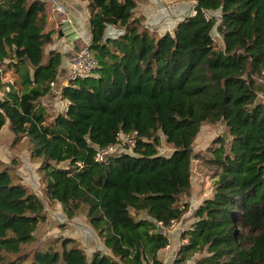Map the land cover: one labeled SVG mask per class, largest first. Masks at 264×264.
I'll list each match as a JSON object with an SVG mask.
<instances>
[{
  "label": "trees",
  "instance_id": "obj_1",
  "mask_svg": "<svg viewBox=\"0 0 264 264\" xmlns=\"http://www.w3.org/2000/svg\"><path fill=\"white\" fill-rule=\"evenodd\" d=\"M85 1L99 66L61 89L67 110L48 123L40 102L61 54H45L47 3L0 0V64L16 78L0 100V130L9 120L13 143L29 141L47 199L69 220L84 212L110 254L90 257L72 237L42 242L44 201L0 160V264H164V228L190 212L183 199L193 188L195 141L220 123L231 139L211 151L215 190L194 211L174 264L195 256L193 264H264V0H189L196 15L163 36L136 16L140 0ZM214 12L220 20H207ZM110 26L116 37L106 35ZM135 131L133 154L95 161L97 148ZM162 136L170 155L160 153Z\"/></svg>",
  "mask_w": 264,
  "mask_h": 264
},
{
  "label": "crops",
  "instance_id": "obj_2",
  "mask_svg": "<svg viewBox=\"0 0 264 264\" xmlns=\"http://www.w3.org/2000/svg\"><path fill=\"white\" fill-rule=\"evenodd\" d=\"M47 3V28L46 32L52 33V43L48 45L45 49L46 57L49 56L51 52H58L61 54V64L59 67V74L56 83V87L51 90V92L41 100L40 107L44 109V114L47 116V122L50 123L53 119L67 110V101L62 100L61 89L67 85V72L69 69L70 59L77 49H80L86 45H90L92 40L91 29L89 24L90 11L88 8V2L85 0H56L65 9L64 14H59L55 6L52 4V0H41ZM179 0H140L136 9V16L145 17V26L151 32L157 33L159 36H163L166 33H173L177 28L179 22L183 21L184 18L189 15V7L186 4L178 3ZM175 4L171 11H166L164 8L165 4ZM191 4H195L192 2ZM195 6H193L194 8ZM119 33L113 27H108L106 35L111 37H116ZM5 64L9 61L5 60ZM4 66V65H3ZM4 69L7 70L6 65ZM14 76L13 72H9ZM8 73V74H9ZM15 77V76H14ZM16 79V78H15ZM4 85L0 82V100L5 98L6 93L4 92ZM260 99L264 101V94L260 93ZM10 126L9 120H7L4 127ZM2 131V130H0ZM27 140V139H25ZM24 141V140H23ZM173 150L170 151V154ZM169 154V155H170ZM16 157L12 158L10 161L2 160L5 164H10L15 166L14 163ZM21 168L20 171L25 168L31 171V167L34 166L31 159L30 152L25 158H21ZM18 164V163H17ZM20 164V163H19ZM18 168V166H15ZM37 168V167H36ZM18 170V171H19ZM21 174V173H20ZM19 174V175H20ZM21 177L23 175L21 174ZM26 185L24 181L21 182ZM211 194V192H210ZM213 194V191H212ZM211 196V195H210ZM205 199V198H204ZM201 199L200 204L204 200ZM199 204V205H200ZM198 205V206H199ZM197 206V207H198ZM193 214L189 212L183 219L182 225L169 236V245L165 249L159 252L158 258L164 264H174L177 252L182 244L185 243L186 239H182V233L191 229L192 224L195 222ZM73 238V237H72ZM75 239V238H74ZM92 240L91 244L96 247L93 253L97 250H102L100 246H104L101 241L98 245L96 239H91L88 237V244ZM91 247V246H90ZM83 248V247H82ZM105 248V247H104ZM106 249V248H105ZM103 251V250H102ZM107 254L110 252L106 249ZM199 256H195L193 260L187 264H193Z\"/></svg>",
  "mask_w": 264,
  "mask_h": 264
},
{
  "label": "rangeland",
  "instance_id": "obj_3",
  "mask_svg": "<svg viewBox=\"0 0 264 264\" xmlns=\"http://www.w3.org/2000/svg\"><path fill=\"white\" fill-rule=\"evenodd\" d=\"M178 3L186 4L191 7L189 9V15H193V13L195 12V7L193 8V6H195L196 4H191V1L179 0ZM164 6L166 11H171L174 8L175 4L170 3L168 5L165 4ZM210 15L211 18H216L217 21L220 20V12H214V14L212 13ZM213 35L217 37L218 42L216 43V45L218 46V48H222L223 41L222 38L218 36L219 34L217 32V29H215ZM257 79H259L257 80L259 86L261 85L262 88H264V83L260 84V77ZM13 138L14 135L11 132L9 126L4 127L2 131H0V159L10 161L12 160V158L16 157L14 159L16 162L14 163V165L18 166V168H15V172L13 171L12 175L20 177V179L26 183V186H28L34 193H36L46 205L48 220L45 224L40 226L41 232L37 234V237L41 238L42 242H45L48 239L57 238L61 240L68 237H73L79 242V245H81L86 250L87 254L91 257V255L93 254V250L96 247L92 246V240L90 241V244H88V237H91V239H96L98 245H100L99 243L101 241L99 240L97 231H95V229L90 226L89 222L86 220L84 212L80 211L74 220H69L64 214L60 204L51 202L47 199L43 191L44 187L41 182L40 173L38 171V168L40 166L39 160H32L34 166L31 167V171L25 168L26 166H24L23 170H19L21 168V158H25L29 153L30 144L28 140H24L15 145L13 143ZM219 138H223L227 141H230L231 139L224 123L203 126L195 141L192 162L193 188L189 196L183 199L184 203L190 205V212L192 214L201 205V199H207L211 197L212 191L214 192L215 190V174L216 172H218V169L216 166L212 165L209 160L212 156L211 151L215 148V142ZM161 139L162 145L160 148V153L163 155H169L171 149L169 148V146H167L165 138L163 136ZM20 173L23 175V177H21ZM21 180L20 182H22ZM100 248L103 251H106L104 246H100Z\"/></svg>",
  "mask_w": 264,
  "mask_h": 264
},
{
  "label": "built area",
  "instance_id": "obj_4",
  "mask_svg": "<svg viewBox=\"0 0 264 264\" xmlns=\"http://www.w3.org/2000/svg\"><path fill=\"white\" fill-rule=\"evenodd\" d=\"M52 4L55 6L56 11L59 14H64L65 9L60 5L56 0H52ZM196 15V12L193 13V16ZM207 20L211 19L210 13L205 14ZM215 31V30H214ZM219 36V35H218ZM213 41L216 44L217 37L214 35ZM220 37V36H219ZM99 66V63L92 51L89 49V45H86L78 52H75L69 64V69L67 72V85L72 82L83 81L95 75V72ZM9 72L4 69V66L0 64V82L4 85V92L8 93L11 91V88L15 85L16 79ZM264 76V72L262 73ZM56 83L51 84V88L54 89ZM139 133L137 131L131 133H120L117 136L116 143L109 145L107 147H99L96 150L95 161L98 163H109L114 157L124 155V154H133L134 149L138 145ZM183 221L172 220L168 227L164 228V232L167 234L168 238L170 234L176 231ZM187 243V240H185Z\"/></svg>",
  "mask_w": 264,
  "mask_h": 264
},
{
  "label": "water",
  "instance_id": "obj_5",
  "mask_svg": "<svg viewBox=\"0 0 264 264\" xmlns=\"http://www.w3.org/2000/svg\"><path fill=\"white\" fill-rule=\"evenodd\" d=\"M78 51L80 50V49H77ZM1 109H3V104L0 102V110Z\"/></svg>",
  "mask_w": 264,
  "mask_h": 264
}]
</instances>
